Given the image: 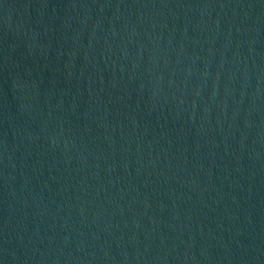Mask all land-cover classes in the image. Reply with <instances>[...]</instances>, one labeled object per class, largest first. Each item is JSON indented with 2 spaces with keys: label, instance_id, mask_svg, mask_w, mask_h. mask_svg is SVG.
Instances as JSON below:
<instances>
[{
  "label": "water",
  "instance_id": "95a60500",
  "mask_svg": "<svg viewBox=\"0 0 264 264\" xmlns=\"http://www.w3.org/2000/svg\"><path fill=\"white\" fill-rule=\"evenodd\" d=\"M0 264H264V0H0Z\"/></svg>",
  "mask_w": 264,
  "mask_h": 264
}]
</instances>
